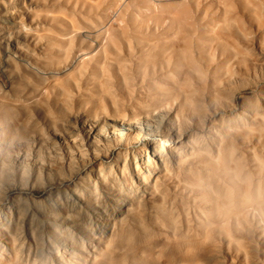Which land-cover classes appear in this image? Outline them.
<instances>
[{
	"label": "rangeland",
	"instance_id": "374dc122",
	"mask_svg": "<svg viewBox=\"0 0 264 264\" xmlns=\"http://www.w3.org/2000/svg\"><path fill=\"white\" fill-rule=\"evenodd\" d=\"M0 264H264V0H0Z\"/></svg>",
	"mask_w": 264,
	"mask_h": 264
},
{
	"label": "bare ground",
	"instance_id": "6f19581e",
	"mask_svg": "<svg viewBox=\"0 0 264 264\" xmlns=\"http://www.w3.org/2000/svg\"><path fill=\"white\" fill-rule=\"evenodd\" d=\"M122 126H124L123 128H120L121 131H129L131 130V126H129V124L123 123L121 124ZM147 127H144L143 129L141 128L140 131L142 130V133H148L150 132L148 129H146ZM157 130V129H156ZM160 143V147L162 148L163 146H165L163 143Z\"/></svg>",
	"mask_w": 264,
	"mask_h": 264
}]
</instances>
